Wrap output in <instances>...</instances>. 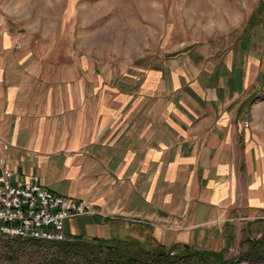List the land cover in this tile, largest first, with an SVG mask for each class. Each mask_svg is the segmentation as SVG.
Returning a JSON list of instances; mask_svg holds the SVG:
<instances>
[{"label":"crops","instance_id":"1","mask_svg":"<svg viewBox=\"0 0 264 264\" xmlns=\"http://www.w3.org/2000/svg\"><path fill=\"white\" fill-rule=\"evenodd\" d=\"M64 23L0 27V169L104 214L65 236L224 255L262 236L263 31L118 68Z\"/></svg>","mask_w":264,"mask_h":264},{"label":"rangeland","instance_id":"2","mask_svg":"<svg viewBox=\"0 0 264 264\" xmlns=\"http://www.w3.org/2000/svg\"><path fill=\"white\" fill-rule=\"evenodd\" d=\"M66 12L74 14L73 20L63 16L62 21L60 14ZM62 22L66 28L73 24L83 44H96L101 61L119 68L192 44H230L241 33H264V0H0V27L22 30L29 23L31 30L52 32ZM128 240L135 251L141 250V258H149L146 249H157L153 243ZM248 245L228 255L219 253L208 264H250L242 254ZM186 251L195 252L183 248L170 255Z\"/></svg>","mask_w":264,"mask_h":264},{"label":"trees","instance_id":"3","mask_svg":"<svg viewBox=\"0 0 264 264\" xmlns=\"http://www.w3.org/2000/svg\"><path fill=\"white\" fill-rule=\"evenodd\" d=\"M70 238L42 241L10 238L0 233V264H208L220 256L211 251L170 255L157 246L143 251L149 258H141V250L135 251L128 239ZM242 254L250 264L264 260V235L249 241Z\"/></svg>","mask_w":264,"mask_h":264},{"label":"built area","instance_id":"4","mask_svg":"<svg viewBox=\"0 0 264 264\" xmlns=\"http://www.w3.org/2000/svg\"><path fill=\"white\" fill-rule=\"evenodd\" d=\"M84 215L104 216L91 203L51 192L36 175L21 179L9 168L0 169V233L10 238L62 241L65 221Z\"/></svg>","mask_w":264,"mask_h":264},{"label":"water","instance_id":"5","mask_svg":"<svg viewBox=\"0 0 264 264\" xmlns=\"http://www.w3.org/2000/svg\"><path fill=\"white\" fill-rule=\"evenodd\" d=\"M175 53H176V52H172V53H170V54H166V55H168V56H169V55H174Z\"/></svg>","mask_w":264,"mask_h":264}]
</instances>
